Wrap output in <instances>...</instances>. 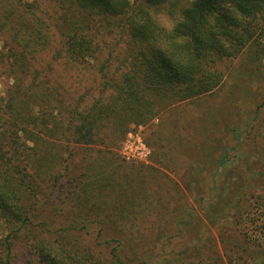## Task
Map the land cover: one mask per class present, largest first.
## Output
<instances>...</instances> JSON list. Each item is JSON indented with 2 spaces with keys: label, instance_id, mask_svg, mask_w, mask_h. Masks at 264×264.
Returning <instances> with one entry per match:
<instances>
[{
  "label": "rangeland",
  "instance_id": "obj_1",
  "mask_svg": "<svg viewBox=\"0 0 264 264\" xmlns=\"http://www.w3.org/2000/svg\"><path fill=\"white\" fill-rule=\"evenodd\" d=\"M168 5L148 9L163 26H169ZM44 8L53 14L56 6ZM114 9L101 5V13L88 15L97 47L90 62L68 60L60 35L34 58L36 66L50 67L51 87L74 113L65 130L55 114L57 132L68 134L82 118L96 120L92 143L53 139L50 149L63 152L69 170L60 181L41 178L43 193L55 196L39 208V224L49 225L35 228L37 234L54 237L67 219L94 209L101 219L70 239L74 248H90L94 262H111L114 251L128 264H229L264 250V57L251 44L218 62L224 80L213 92L168 106L157 101L159 113L145 120L110 116L104 111L109 97L126 76L138 74L130 56L139 50ZM42 16L53 24L52 15ZM15 34L22 33L0 29V50L5 42L14 44ZM100 65H106L107 76ZM9 83L0 66V94ZM222 156L227 163L218 170ZM79 182L86 183L80 190H87L84 208L72 194ZM35 237L27 229L19 236L14 264H39Z\"/></svg>",
  "mask_w": 264,
  "mask_h": 264
},
{
  "label": "trees",
  "instance_id": "obj_2",
  "mask_svg": "<svg viewBox=\"0 0 264 264\" xmlns=\"http://www.w3.org/2000/svg\"><path fill=\"white\" fill-rule=\"evenodd\" d=\"M52 3L56 8L49 14L44 5L51 8ZM166 4L169 26H163L148 11L149 7ZM101 5L115 7L116 14L124 19L122 31H130L139 49L130 56L138 74L126 76L118 94L109 97L110 107L104 111L110 116L123 113L135 121L145 120L159 113L157 101L168 106L213 92L224 80L218 62L237 56L251 44L257 46L255 54L264 57V40H260L264 38V0H0V29L22 33L14 35L13 45L5 42L0 50V66L11 82L5 95L0 94V264H14L15 242L25 229L36 236L32 250L39 264H128L114 251L111 262H94L90 248L70 245L74 232L101 219V213L94 209L81 210L74 220L67 219L54 237H41L35 229L49 225L45 221L39 224L38 212L55 196L43 193L41 178L60 181L69 170L63 152L56 154L50 149L53 139L92 143L96 141V120L82 118L67 134L65 127L74 114L69 113L70 103L51 87L50 67L36 66L34 58L51 46V38L60 35L68 60L90 62L97 47L91 28L93 17L88 15L101 13ZM89 8L94 10L89 12ZM44 14L52 15V25ZM99 71L108 75L106 65H100ZM56 113L64 119L58 125L64 130L59 132L55 129ZM226 163L227 157L222 156L218 170ZM85 184L79 182V190L72 193L81 208L88 204L83 198L87 190L80 193ZM2 227L7 229L5 234ZM229 264H264V250L231 258Z\"/></svg>",
  "mask_w": 264,
  "mask_h": 264
}]
</instances>
